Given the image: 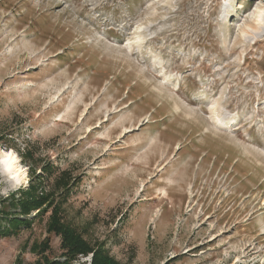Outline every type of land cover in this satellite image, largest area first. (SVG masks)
<instances>
[{"label":"rangeland","instance_id":"1","mask_svg":"<svg viewBox=\"0 0 264 264\" xmlns=\"http://www.w3.org/2000/svg\"><path fill=\"white\" fill-rule=\"evenodd\" d=\"M0 150V264H264V0H0Z\"/></svg>","mask_w":264,"mask_h":264},{"label":"trees","instance_id":"2","mask_svg":"<svg viewBox=\"0 0 264 264\" xmlns=\"http://www.w3.org/2000/svg\"><path fill=\"white\" fill-rule=\"evenodd\" d=\"M11 199H13V204L15 203L14 206H18L20 214L23 216L28 215L32 210L41 213L46 212L47 208H51L50 200H47L46 196L37 198L34 194V189H32L30 193L20 192V197L16 200H14L13 196ZM6 221L9 223L8 226L26 225V220H20L17 217L11 218L10 220L6 218ZM46 227L48 234H54L60 238L59 248L62 252L63 261L50 260L44 254L41 255L40 259L34 264H73L79 255L87 254H92L91 264H120L109 257L103 249L99 247L92 248V246L80 235L76 234L71 227L63 224L60 219L59 208H53ZM13 231H16V229H13ZM2 234L3 233L0 231V236ZM39 246L43 247L42 252L45 253L49 250L48 240Z\"/></svg>","mask_w":264,"mask_h":264},{"label":"bare ground","instance_id":"3","mask_svg":"<svg viewBox=\"0 0 264 264\" xmlns=\"http://www.w3.org/2000/svg\"><path fill=\"white\" fill-rule=\"evenodd\" d=\"M0 175L11 188L18 187L23 182L22 171L16 165V159L12 153H4L0 150Z\"/></svg>","mask_w":264,"mask_h":264}]
</instances>
